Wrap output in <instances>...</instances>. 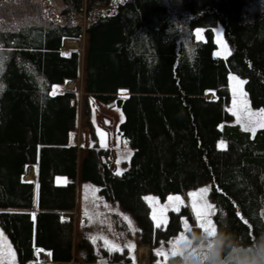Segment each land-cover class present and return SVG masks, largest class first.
I'll use <instances>...</instances> for the list:
<instances>
[{
	"label": "rangeland",
	"instance_id": "1",
	"mask_svg": "<svg viewBox=\"0 0 264 264\" xmlns=\"http://www.w3.org/2000/svg\"><path fill=\"white\" fill-rule=\"evenodd\" d=\"M37 1H40V4L43 5L44 15L24 8L26 4L23 0H11V2L0 0V4L11 3L13 8L17 9L16 14L13 16L8 15L0 21V47L9 52L19 51L20 48L43 50L46 48L38 44L39 41H33L32 38L45 37L44 34L47 32H52L54 35L59 33L61 35L59 46L57 47L56 45V48L51 47L49 49L56 50L59 56L71 62L70 72L61 76L60 79L53 80L47 78L32 65L31 76L23 71L25 88L22 90L24 92V89L30 88L29 91L31 92L33 88H37L43 100L46 97L62 96L66 92L68 95L66 94L67 100L64 103L67 106H65V110L69 116L65 117L67 126L64 138L61 139L58 136L59 134L55 135L57 139H52L51 141L47 138H34L30 142V148L27 147L28 150L24 151V153L27 152V160L29 161L22 162L23 172L18 175V179L20 182L32 184V200L29 205H24L21 201L18 202L19 204L17 202H11L13 204L6 201L2 202L0 211L30 214L31 219H28L32 223V238L29 242L30 251L28 253L30 257L28 258L23 253H20L16 241L12 239L9 231L3 226L0 216V252L3 253L0 255V264H34L35 261L39 263L41 261L55 262L58 264H150L151 261L168 263L167 260L170 256H178L182 251V246L187 239L188 233L193 230H202L199 227L200 219L196 214L198 210L203 211L205 218L211 220L215 227V233L212 235H215L218 228L215 220L217 213L215 189L219 187L218 189L225 190L215 178L212 181L208 176L192 180V177H188L186 185H181L180 182L171 179V185L167 186L165 182L162 183L157 179V174L153 172L155 162L151 164L148 170H145L144 179L141 178V186H143L142 184L145 181V183H149V187L145 186L142 188L141 186L132 185L128 189V186H125L120 181L123 175L130 171L127 169H130L133 165L129 166V162L131 161L132 151L135 148L130 143L132 139L129 133L121 129L122 124L119 123V120L124 118L120 116L121 112L116 104L122 102L121 106L124 109L125 100L128 99L132 92L124 85H115L114 90L110 93H107V90H99L109 87L110 79L102 77L104 61V63H101L94 60L92 64L89 63L91 29L88 21L92 17L89 14L91 6H94L93 8L96 11L98 8H102L109 12L117 2L120 1L118 4L120 7L129 0H74L72 4L74 16L66 19L64 24L58 28L51 26L50 18L47 16V13L51 15L54 11H57L53 5L58 4V1ZM150 1L156 5L158 10H156L157 14L155 16L164 23L163 26L166 29L160 38L168 41L170 46L174 48V66L178 59H181L180 63L182 64L180 66L183 68L187 63L186 61L194 62L195 59L202 55L199 52L205 46L208 47L207 54L211 59L222 61V76L219 73L217 78L211 76L212 81L210 82L212 83L203 86L195 94L206 101L217 103V105L211 106L210 109H213L214 114H217L218 118L214 125L206 126L208 134L206 133L205 141L210 145V149L214 150L210 155L219 154L231 146L235 147V149L239 148L243 155L247 156L248 151L240 148L238 143L232 140L234 139L233 128L247 134L248 140L251 142L260 139L263 135L264 38H260V31H262L261 22H254L255 30L249 35V44L252 45V57L257 68H251L250 64H247V66L243 65L234 51L235 43L233 41L237 38L235 34H240L241 25L239 24L243 22L240 19L241 13L245 16L247 14L251 15L254 18L261 10H264V0H230V2L221 0L224 5L229 3L234 13L233 18H231L233 23L231 24V29L233 28V30L229 32H227L224 20L220 16L210 14L197 15L201 7H191L190 4L185 3L183 0ZM122 11L125 13L128 10L123 6ZM91 12H94V10H91ZM198 30H200L199 38H197ZM71 39L75 42H67L69 45L65 44L66 40ZM126 44L127 42L119 45L116 41L114 46H120V50H124ZM145 45L146 49L150 48L149 42ZM129 46L127 45L126 49L129 50ZM142 46L144 48V45ZM142 46H140V50L143 52L147 51L143 50ZM101 53L104 54V51H101ZM9 55L10 58L0 73V79L3 81V83H0L1 97L2 95L4 96L9 84L13 88L17 87L16 81H14L15 75L9 74L10 71L13 73L15 69L12 65L11 53ZM127 56L131 57L128 54ZM41 58L45 60L44 57ZM108 59L113 64V60ZM167 66L169 65L167 64ZM91 71L99 78L94 79L95 82L89 79V72L91 73ZM8 75H10L9 84L7 82ZM97 93L107 95L110 98L108 101H99L95 96ZM26 97L32 99L31 93L30 95L26 93ZM177 98L178 96L173 99ZM2 107L0 102V114L3 115L6 111ZM204 114L208 115L207 113ZM191 123L200 125V123L202 124V119L197 114H193ZM225 125L231 127L227 132L223 129ZM17 135L23 136L22 133ZM189 135L192 138V133H189ZM0 138L2 137L0 136ZM21 139L25 138L21 137ZM190 140L186 139V142L188 143ZM29 141L30 138L27 136L24 145L26 146ZM19 143L21 147V142L19 141ZM41 146L49 148L75 147L73 168L68 166V162H64V167L58 164L59 169L50 170L51 177H53L52 185L61 187L69 183L73 186L74 205L69 209L65 207L63 209L61 208L62 206H41L38 203L42 177L40 173L41 153H43ZM88 147L95 148L94 150L99 153L97 154L99 159L102 163L104 161L103 166H106L105 168L107 169L104 167L99 169L100 175L92 169L87 168L86 171L81 169L83 157L88 152ZM193 147V149H190L191 154L197 160L198 147L197 145ZM18 148L19 144L16 140L10 143L6 142V140H0V153L9 151L10 157L8 159L10 162L18 159V150H21ZM100 150H103V152H100ZM57 152L62 153L63 151ZM30 167L32 168V174L29 172L31 170ZM34 170L35 176L32 177ZM103 170L105 174L102 175ZM28 173H30L31 179L24 180L23 174L27 178V176L30 177ZM192 176L195 177L194 175ZM5 179L8 185L14 186L12 183L13 178L11 180L5 175ZM213 182L217 184V187L213 185ZM112 186L114 189L111 188ZM11 189L16 190V187ZM119 189H121L120 194L124 198L118 193ZM201 189H207V191L201 193ZM258 192H261L262 195L260 193L257 196L258 203L253 216L264 226V188H258ZM135 193L138 194L139 198L143 197L148 203L149 213L153 221L165 228L168 226L166 234L153 244L141 240L138 236V224L132 212L133 205L128 198H125V195L134 196ZM190 194L196 195L190 196ZM170 197L173 199H169ZM176 197H179L180 200L177 201ZM238 204V206L232 207L230 212L232 214L239 213L245 219L248 227L246 233L240 234L235 231L233 233L240 236L245 243H251L261 234L256 235L252 232L251 227L254 219H251V215L246 211H242V203L241 205L240 203ZM207 206H210V208ZM63 210L70 211L71 223H73L68 242L70 255L66 259H53L52 249L50 248L49 250L48 247L35 241V218L42 211H54L58 215H63L61 213ZM83 237H87L97 246L107 245L108 247L122 250L124 260L121 259V262H118L113 259L110 263L98 250L96 255L90 253L82 243ZM181 237H184V239L180 240ZM178 240H180L179 245L175 243ZM42 248L48 249L49 253H44L46 250H42ZM158 252L161 255H157ZM165 254L167 255L166 261Z\"/></svg>",
	"mask_w": 264,
	"mask_h": 264
},
{
	"label": "trees",
	"instance_id": "2",
	"mask_svg": "<svg viewBox=\"0 0 264 264\" xmlns=\"http://www.w3.org/2000/svg\"><path fill=\"white\" fill-rule=\"evenodd\" d=\"M23 1L26 4L24 8L44 15V7L40 1ZM56 1L58 4L53 6L56 7L57 11H54V15L47 13V16L50 18L51 26L58 28L64 24L66 19L74 16L72 7L74 0ZM183 1L190 4L191 7H201L197 13L199 16L205 14L220 16L224 20L227 32L233 30V28L231 29V24H233L231 18H233L234 13L229 3L224 5L221 0ZM227 1L230 2V0ZM119 2L109 12L102 8H98L96 11L94 6H91L89 14L92 17L88 21V25L91 29L89 63L92 64L94 60L101 63L105 62L102 77L110 79L109 87L99 90H107V93H110L114 90L115 85H124L132 92L125 100L124 109L121 106L122 102L116 104L122 113L120 116L124 118L119 120V123L122 124L121 129L129 133L132 139L130 143L135 148L129 162V166L133 165L127 169L130 171L124 174L120 181L128 186V189L132 185L141 186V178L144 179L146 175L145 170H148L151 164L155 162L153 172L157 174V179L162 183L165 182L167 186L171 185V179L180 182L181 185H186L188 177H192V180L208 176L212 181L215 178L225 189H218L217 184L213 182V185L217 187L215 189L217 229L232 233L234 231L240 234L246 233L248 225L245 223V219L239 213L232 214L230 212L232 207L242 203V211H246L251 215V219H254L251 227L252 232L256 235L264 234V226L253 216L258 203L257 196L261 193L258 192V188H264V130L262 131L263 135L259 136L260 139L251 142L248 140L247 134L233 128L234 139L232 140L236 141L240 148L248 151L247 156L243 155L239 148L235 149L231 146L226 151L211 156L210 153L214 150H211L210 145L205 141L206 133L208 134L206 126L214 125L218 118L213 109H210L217 103L206 101L195 94L203 86L212 83L210 82L212 81L211 76L217 78L218 73L222 76V61L211 59L207 54L208 47L205 46L199 52L202 55L194 62L186 61L187 63L183 68L180 66L182 64L180 63L181 59H178L174 66V48L170 46L168 41L160 38L166 29L163 26L164 23L155 16L156 10H158L156 5L150 0H129L119 7ZM123 6L128 10L125 13L122 11ZM16 10L11 3H1L0 21L8 15L16 14ZM91 10H94L95 13ZM240 19L243 22L239 24L241 25L240 34L234 33L237 37L233 41L235 43L234 51L243 65L250 64V67L255 69L257 67L252 57L249 35L255 30L254 22L259 21L262 24L260 38H264V10H261L258 15L256 14L254 18L251 15L245 16L241 13ZM44 35L45 37L32 38L33 41H39L38 44L46 48L43 50L20 48L19 51L9 52L0 47V73L10 58L9 53H11L12 65L15 69L13 73L10 71L9 74L15 75L14 81H16L17 86L13 88L9 84L10 75H8L9 86L4 96H0V102L6 111L3 115L0 114V136L2 137L0 140H6L8 143L16 140L19 144L18 149H21L18 150V159L13 162L8 159L10 157L9 151L0 153V204L5 201L7 203L21 201L22 204L29 205L32 200V184L20 182L18 179V175L23 172L22 162L29 161L27 160L28 154L24 151L28 150L27 147L30 148L31 140L47 138L51 141L57 139L55 138L56 134H59L61 139L65 136L67 126L65 117L69 114L65 110L64 101L67 100L68 94L65 92L62 96L46 97L43 100L37 88H33L31 92L29 91L30 88L24 89V92L22 90L25 88L23 71L31 76L32 65L47 78L53 80L60 79L61 76L70 72L71 62L59 56L56 50H50L51 47L59 46L61 35L59 33L54 35L52 32H47ZM116 41L119 45L127 42L126 48L127 45H131L129 46L130 49L120 50V46H114ZM67 42L73 43L75 41L73 39L66 40L65 44L69 45ZM148 42L150 48L146 49L145 44ZM140 46L147 51L144 53L140 50ZM101 51H104V54ZM127 54L131 57H128ZM41 57H44L45 60ZM108 58L113 60V64L109 62ZM94 76V72H89V79L95 82L99 78ZM0 83H3L1 79ZM26 93L28 95L31 93L32 99L26 97ZM44 94L46 96V92ZM95 96L99 101H108L110 98L99 93ZM177 96V99H173ZM193 114H197L202 119V124L193 125L191 123ZM192 122L195 123L193 120ZM230 128L229 125L223 126L225 132ZM19 133H22L23 136L17 135ZM189 133H192V138ZM27 136L30 141L25 146L24 141ZM21 137L25 139H21ZM186 139H189L190 143H187ZM196 145L198 147L197 160L192 156L190 150ZM41 149L43 150L40 162L42 177L38 203L41 206H62L63 209L64 207L69 209L74 205L73 186L69 183L61 187L52 185L53 177H51L50 170L59 169L58 164L64 167V162H68V166L73 168L75 147L49 148L46 146ZM87 149L88 152L84 154L81 169L85 171L87 168L92 169L99 174L98 170L106 167L103 166L104 161L102 163L99 159L97 155L99 153L94 150L95 148L88 147ZM57 151L63 152L58 153ZM10 166L12 167L10 168ZM101 174H105L104 170ZM5 175L11 180L13 178L14 186L8 185ZM23 178L27 179L25 174H23ZM144 183L142 188L150 186L148 182ZM12 187H16V190H12ZM111 188L114 189L113 186ZM122 197L124 198V196ZM125 198H128L133 205L132 212L138 224L139 238L150 244L159 241L166 234L168 226L167 228L156 226L157 223L153 221L149 213V205L143 197L139 198L138 194L135 193L134 196L125 195ZM61 213L63 215H58L54 211H42L35 218V241L48 247L49 250L51 248L53 259H66L70 255L68 242L72 232L71 215L69 210H63ZM0 216L3 226L9 231L12 239L16 241L20 253L29 258V242L32 238V223L28 220L31 219L30 214L0 211ZM82 243L92 254L96 255L98 250L110 263L113 259L121 262L120 260L124 257L122 250L107 245L97 246L87 237L82 238ZM176 259L178 256H170L167 260L168 263L151 261L150 264H175ZM34 264L58 263L35 261Z\"/></svg>",
	"mask_w": 264,
	"mask_h": 264
},
{
	"label": "clouds",
	"instance_id": "3",
	"mask_svg": "<svg viewBox=\"0 0 264 264\" xmlns=\"http://www.w3.org/2000/svg\"><path fill=\"white\" fill-rule=\"evenodd\" d=\"M175 264H264V234L251 243L232 233L217 229L193 230L178 254Z\"/></svg>",
	"mask_w": 264,
	"mask_h": 264
},
{
	"label": "snow or ice",
	"instance_id": "4",
	"mask_svg": "<svg viewBox=\"0 0 264 264\" xmlns=\"http://www.w3.org/2000/svg\"><path fill=\"white\" fill-rule=\"evenodd\" d=\"M199 32H200V30H198L197 31V38H199ZM117 174H119V173H117ZM207 191V189H201L200 190V192L201 193H204V192H206ZM196 194H190V196H195ZM169 199H173V198H169ZM177 201H179L180 200V198L179 197H176L175 198ZM195 207V206H194ZM207 207H209L210 208V206H207ZM196 214H197V216H198V218L200 219V223H199V227L202 229V230H204V231H208L210 234H214L215 233V227H214V225L212 224V222H211V220L210 219H207V218H205V213L203 212V211H197L196 212ZM209 215H210V213H209ZM245 223H246V221H245ZM157 227H160V225L159 224H157L156 225ZM184 239V237H181L180 238V240H183ZM180 240H178V241H176L175 243L177 244V245H179V242H180ZM3 253L2 252H0V255H2ZM157 255H161V253H157ZM167 260V255L165 254V261Z\"/></svg>",
	"mask_w": 264,
	"mask_h": 264
},
{
	"label": "crops",
	"instance_id": "5",
	"mask_svg": "<svg viewBox=\"0 0 264 264\" xmlns=\"http://www.w3.org/2000/svg\"><path fill=\"white\" fill-rule=\"evenodd\" d=\"M30 172H31V174H32V171H31V170H30ZM29 176H30V173H29ZM33 176H35V170H34V173H33L32 177H33ZM27 178H29V180H30V179H31V176H30V177L27 176ZM24 180H27V179L24 178ZM72 224H73V223H72ZM72 228H73V227H72ZM42 250H46V248H42ZM42 252H43V251H42ZM44 253L48 254V253H49L48 249H47ZM48 257H49V256H48Z\"/></svg>",
	"mask_w": 264,
	"mask_h": 264
}]
</instances>
